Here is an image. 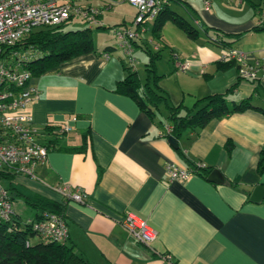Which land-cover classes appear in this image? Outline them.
Returning a JSON list of instances; mask_svg holds the SVG:
<instances>
[{
  "label": "crops",
  "instance_id": "obj_1",
  "mask_svg": "<svg viewBox=\"0 0 264 264\" xmlns=\"http://www.w3.org/2000/svg\"><path fill=\"white\" fill-rule=\"evenodd\" d=\"M114 1L120 8L116 20L106 21L101 14L102 27L129 25L136 16L134 7ZM179 1L184 7L169 5L189 20L196 18V27L203 23L224 34L242 35L232 48L246 55L248 64L264 58V31H251L264 28L260 8L251 6L261 0H211L208 8L203 0ZM151 26L144 34L150 33ZM149 37H139L135 43H146L155 51L156 40ZM160 37L166 49L156 63L161 76L158 85L171 105L191 109L197 100L224 94L237 84L227 94L229 102L250 99L254 107L264 108L261 71L259 79L251 82L240 80L235 66L218 70L224 48L208 42L203 33L191 40L171 22L163 25ZM107 47L110 51L104 52ZM105 48L96 47L95 53L32 77L38 90V98L27 107L32 125L40 132L61 124L72 130L58 141L63 150L50 151L46 162L36 167L38 180L23 176L8 180L17 189L10 194L64 203L66 244L90 264H264V198L258 203L249 200L255 187L264 186V171L257 172L264 146V115L247 110L212 120L177 140L180 157L168 138L160 135L163 128L157 123H165L166 111L162 109L152 121L131 98L116 92L127 72L115 46ZM175 56L191 64L188 72L175 70ZM147 61L144 53L135 66L143 84ZM54 137L45 136L46 141ZM168 163L183 169L203 164L210 173L217 170L223 182L213 183L198 174L185 183L167 182ZM60 187L81 191L83 203L64 199L55 192ZM14 211L23 223L35 216L23 220ZM126 213L144 219L157 238L148 246L131 238L122 226Z\"/></svg>",
  "mask_w": 264,
  "mask_h": 264
},
{
  "label": "built area",
  "instance_id": "obj_2",
  "mask_svg": "<svg viewBox=\"0 0 264 264\" xmlns=\"http://www.w3.org/2000/svg\"><path fill=\"white\" fill-rule=\"evenodd\" d=\"M134 7L137 11L130 26H116L115 50L119 59L130 69L135 70L133 56L135 41L147 31L155 17L170 0H118ZM241 1V0H226ZM114 0H104L106 9H111ZM205 8L211 0H203ZM99 8L79 6L73 0H0V175L12 177L23 176L38 180L35 173L37 166L46 162L50 150L46 144L45 130L40 132L32 125V117L27 112L28 105L38 98V90L31 83L32 76L23 68L25 62L33 57V51L19 52L13 47L21 42L33 30L40 27L63 25L75 18L82 21L90 29L102 27L98 18ZM264 19V6L261 11ZM105 59L109 56L103 53ZM247 56L235 49H224L219 62H234L240 80L256 82L258 71L264 78V58L254 65L247 62ZM175 70L185 73L191 68L189 62L174 58ZM202 73V72H201ZM53 127V135L61 136L71 132L67 124L49 125ZM172 127L166 123L160 135L170 136ZM205 168L203 164H197ZM167 182L185 183L194 173L189 168H180L175 164L165 165ZM64 199L83 203L85 195L79 191H71L68 187L56 188ZM10 194L0 185V221L8 222L15 216ZM36 238L43 242L66 243L68 228L64 219L56 214L44 213L39 221L31 222ZM122 226L136 242L148 246L157 238V232L148 223L132 214L126 213ZM167 260H171L168 255Z\"/></svg>",
  "mask_w": 264,
  "mask_h": 264
},
{
  "label": "trees",
  "instance_id": "obj_3",
  "mask_svg": "<svg viewBox=\"0 0 264 264\" xmlns=\"http://www.w3.org/2000/svg\"><path fill=\"white\" fill-rule=\"evenodd\" d=\"M171 2L178 3L184 7L183 3L179 0H170L153 20L150 33L153 39L156 40V50H151L147 47L146 43H134V48L143 50L148 59L145 65L147 74L145 83L141 82L135 70L130 69L123 63V69L127 72V77L117 84L116 92L131 98L137 104L139 110L152 121L162 109L165 110L167 113L165 123L172 127V133L167 138L173 137L176 140H180L186 133H195L203 129L209 122L215 119H222L247 110H255L264 115V108L254 107L250 99H244L238 103L227 100V94L232 93L237 88V84H234L224 94H213L197 100L191 109H187L183 105L175 107L169 103L167 94L158 85L161 76L156 72V63L160 59L161 53L166 49L160 41L161 28L166 22H171L191 40L199 39L201 33H203L208 42L224 49H233L232 45L242 36L240 34H224L203 23H199L198 27H196L193 20L196 21L197 19L193 18V20H189L178 14L169 5ZM251 6L254 10L260 8L258 14L261 16L264 0H261V3L258 5L251 4ZM68 23L35 29L13 47V50L19 52L33 51L31 60L25 62L23 65V68L29 71L33 78L55 70L60 65L79 56L96 52L92 39V29L85 27L77 30H65ZM97 29L106 30L108 28L98 27ZM251 31H264V28L253 27ZM110 49L107 47L104 49V52H109ZM233 66L238 71L239 66L234 62L227 64L218 62L217 69L225 70ZM165 123L160 121L157 124L163 128ZM53 130L51 126L45 128V131L50 135L53 134ZM60 137L62 135L56 136L46 142L45 145L50 151L63 150L58 146ZM86 138L85 135L84 139ZM175 150L182 157L180 148L178 147ZM189 169L206 180L210 173L208 169L200 168L193 164H189ZM263 171L264 146L261 149L257 164V172L261 174ZM0 177L7 180L12 178V176L6 174H1ZM16 191L17 189L10 183L8 188L9 194ZM10 198L11 201L14 199L11 194ZM24 199L25 204L35 212L34 219L31 222L39 221L44 213L56 214L65 220L64 203L59 204L37 195L31 199ZM31 222L23 223L17 214L8 222L0 221V264H90L72 246H68L66 243L58 244L43 242L41 240L31 243V240L36 238V234L32 231Z\"/></svg>",
  "mask_w": 264,
  "mask_h": 264
},
{
  "label": "rangeland",
  "instance_id": "obj_4",
  "mask_svg": "<svg viewBox=\"0 0 264 264\" xmlns=\"http://www.w3.org/2000/svg\"><path fill=\"white\" fill-rule=\"evenodd\" d=\"M73 2H75L79 6H84V7L92 6L94 8H99L101 10L102 16L105 18V20L111 21V22H114V20H116L117 10L120 9V8H117V5H114L111 9H106V7L104 5V0H73ZM132 20H134V19H132ZM111 25H110V27H114ZM127 26H130V25H127ZM85 27H87V25L85 23H83L82 21L75 18L73 21H70L66 25L65 30H77V29H82ZM110 27H107L108 29H106V30H99L95 27L92 29V39H93V43H94V48H96V47L97 48H105L106 46H111V47L115 46L116 47L117 42H116V38L114 35V30L117 27H114V28H110ZM150 35H151V33L148 32L147 34H142L140 36V38L149 40ZM138 42H140V40ZM148 44H149V46H152L151 43H148ZM134 53H135V56H134L135 62L138 64L139 58L140 59L143 58L144 53H142V51L139 48H134ZM141 68H142V64H141V66L137 67L139 72H140ZM141 72H140V76H141ZM0 185H2L5 189L8 190L9 181L7 179H3L0 177ZM12 206H13V209L16 210V212H18L20 214V216L22 217L23 220L29 219L35 215V212L32 210V208H30L29 206H27L25 204V199L21 198L20 196L14 197V199L12 200ZM37 240L38 239H36V238L32 239L31 243H36Z\"/></svg>",
  "mask_w": 264,
  "mask_h": 264
},
{
  "label": "water",
  "instance_id": "obj_5",
  "mask_svg": "<svg viewBox=\"0 0 264 264\" xmlns=\"http://www.w3.org/2000/svg\"><path fill=\"white\" fill-rule=\"evenodd\" d=\"M168 142L170 143V145L174 149L178 148V143H177V140L175 138L169 137ZM207 179H208V181L213 182V183H217V184H220L221 182H223V177L221 176V174L217 170H213L209 174ZM263 198H264V186L259 185V186L255 187V189L253 190V192L250 195L249 200H250V202L258 203Z\"/></svg>",
  "mask_w": 264,
  "mask_h": 264
}]
</instances>
